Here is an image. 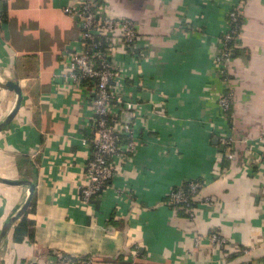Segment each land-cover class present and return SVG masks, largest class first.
Here are the masks:
<instances>
[{
  "label": "crops",
  "instance_id": "1",
  "mask_svg": "<svg viewBox=\"0 0 264 264\" xmlns=\"http://www.w3.org/2000/svg\"><path fill=\"white\" fill-rule=\"evenodd\" d=\"M3 1L0 80L17 83L22 101L0 130V180L6 181L0 182V232L28 197V186L16 183L34 190L27 214L33 239L13 240L19 218L0 243V264H62L61 255L90 264H264V171L256 143L264 134V0H246L227 68L238 142L224 167L228 155L218 137L227 123L214 57L236 0H105L137 31L133 51L116 40L113 54L120 89L135 104L122 123L137 141L91 207L82 205L79 191L91 152L90 93L62 77L80 35L63 12L74 0ZM17 100L0 87V124ZM195 179L215 204L190 223L167 196ZM214 231L227 239L225 251L207 240L195 247V233Z\"/></svg>",
  "mask_w": 264,
  "mask_h": 264
},
{
  "label": "built area",
  "instance_id": "2",
  "mask_svg": "<svg viewBox=\"0 0 264 264\" xmlns=\"http://www.w3.org/2000/svg\"><path fill=\"white\" fill-rule=\"evenodd\" d=\"M246 0H236L226 13V28L218 38L215 66L222 82L217 101L227 126L218 137L219 145L227 157L234 159L231 148L238 142L233 132L234 94L229 86L228 65L239 44L240 27ZM63 12L73 18L79 28V39L67 58L62 77L66 82L85 84L89 91L91 105V132L87 139L91 152L85 167L86 180L79 186L83 206L91 207L93 201L107 187L116 175L120 160L136 148L133 131L122 123L123 113L135 111L134 102L129 101L120 89L122 76L113 59L117 41L133 51L137 31L135 24L125 16H119L107 9L105 0H74L63 7ZM124 142V143H123ZM247 150L250 143L244 141ZM259 151L257 164L264 171V134L257 137ZM249 146V147H248ZM255 152V149H254ZM167 204L175 213H184L190 223L203 207H212L214 199L203 192L199 180L187 181L185 187H177L167 196ZM207 240L211 248L225 251L227 239L217 232L195 233V247ZM242 252H247L242 250ZM62 264H77L76 260L61 257ZM81 264H90L83 261Z\"/></svg>",
  "mask_w": 264,
  "mask_h": 264
},
{
  "label": "trees",
  "instance_id": "3",
  "mask_svg": "<svg viewBox=\"0 0 264 264\" xmlns=\"http://www.w3.org/2000/svg\"><path fill=\"white\" fill-rule=\"evenodd\" d=\"M6 11H7V6L5 1L0 0V26L3 24V22H5L6 19ZM243 22V20H242ZM242 24V23H241ZM222 152H224L223 150H221ZM231 152L234 153V147L231 148ZM235 158V157H234ZM234 159H230L227 156H223L222 160H221V165L222 167H224L223 165L228 162V161H233ZM227 164H225L226 166ZM187 183V182H186ZM186 183H184L183 185H181V187H185ZM180 187V186H179ZM177 188V187H176ZM174 188V189H176ZM32 211L31 206L28 208V210L20 217L19 222L17 223V225L14 227L13 229V240L16 242H20L22 241L25 237L28 238L30 241L33 239V222L31 220L28 219L27 214L30 213ZM179 215L185 217L184 213H178ZM65 255H61L59 256L64 257ZM68 257V256H65ZM72 260H76L77 264H81L83 261H87V257H82V258H71Z\"/></svg>",
  "mask_w": 264,
  "mask_h": 264
},
{
  "label": "water",
  "instance_id": "4",
  "mask_svg": "<svg viewBox=\"0 0 264 264\" xmlns=\"http://www.w3.org/2000/svg\"><path fill=\"white\" fill-rule=\"evenodd\" d=\"M0 87L6 89L8 91H14L17 94V97H18L17 103H16L13 111L11 112V114L9 115V117L7 118L5 123L0 124V130H1L5 125H7L9 123V121L14 117V115L18 111L19 106H20L21 101H22V95H21V90H20L19 86L17 85V83H15L13 81L0 80ZM0 182H6V181L0 180ZM16 184H25V185L28 186V197L26 198L25 203L20 208V210L13 217H11L8 220V222L1 229V232H0V243H1L5 233L27 211V208H28V206L30 204V201H31V198H32V194H33V190H34V185L32 183H24V182H22V183H16Z\"/></svg>",
  "mask_w": 264,
  "mask_h": 264
}]
</instances>
